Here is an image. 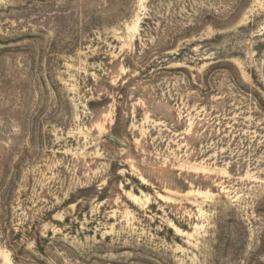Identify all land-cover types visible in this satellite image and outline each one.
<instances>
[{"label":"rangeland","instance_id":"1","mask_svg":"<svg viewBox=\"0 0 264 264\" xmlns=\"http://www.w3.org/2000/svg\"><path fill=\"white\" fill-rule=\"evenodd\" d=\"M0 264H264V0H0Z\"/></svg>","mask_w":264,"mask_h":264}]
</instances>
